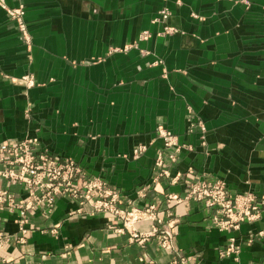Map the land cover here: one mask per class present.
Returning <instances> with one entry per match:
<instances>
[{"label": "crops", "instance_id": "obj_1", "mask_svg": "<svg viewBox=\"0 0 264 264\" xmlns=\"http://www.w3.org/2000/svg\"><path fill=\"white\" fill-rule=\"evenodd\" d=\"M4 1L25 6L31 42L0 5V146L36 139L41 151L74 159L135 207L156 205L174 237L170 250L156 235L141 243L116 217L65 196L50 215L31 214L24 243L16 238L19 214L0 212V232L10 237L0 264H264V240L250 242L264 229V212L221 231L203 204L167 202L184 197L172 178L190 169L225 180L232 194L264 197V0ZM163 10L168 21H155ZM193 115L206 123L207 148L190 131ZM160 125L195 150L153 183ZM139 146L147 151L134 158ZM155 225L135 228L147 234ZM232 239L241 252L223 258Z\"/></svg>", "mask_w": 264, "mask_h": 264}, {"label": "built area", "instance_id": "obj_2", "mask_svg": "<svg viewBox=\"0 0 264 264\" xmlns=\"http://www.w3.org/2000/svg\"><path fill=\"white\" fill-rule=\"evenodd\" d=\"M0 5L7 11L8 17L16 23L22 39L30 43L31 37L25 23V6L9 8L4 0H0ZM169 16V11L163 10L155 21L166 23ZM172 32V28L165 27L163 34ZM148 36L144 33L142 38L147 39ZM22 82L27 86L34 85L31 77H24ZM157 131L163 147L155 158L153 183L162 178L172 177L170 168L179 161L182 152L195 150L192 145H181L178 137L163 125H160ZM190 131H197L201 146L208 147V129L204 121L193 115ZM146 151V146H139L134 150L133 157L138 158ZM172 182L174 184L182 182L186 188L185 195L182 197L171 194L167 197V202L181 204L195 201L203 204L212 212L214 227L221 231L236 230L243 223H255L262 218L264 197L250 191L232 194L223 179L211 178L207 175L201 177L190 169L185 175L178 173L172 178ZM16 188L24 194L21 201H17L14 192ZM146 189L148 187L139 192L140 196H145ZM65 196L78 201L83 206L88 205L92 214H108L116 217L123 225L120 231H129L134 240L141 238V243H144L150 236L156 235L162 249H172L173 231L163 226L164 221L156 205L135 207L131 199L111 188L103 178L89 175L74 159L64 157L61 160L47 151H41L36 139L6 142L0 146V212L9 211L19 214V232L16 238L20 243L26 241L31 214L41 211L45 216L50 215L58 200ZM83 210L81 208L72 212L71 216L84 213ZM145 221H152L156 225L153 231L139 234L135 226ZM255 238L264 240V229L252 236L250 242ZM9 239L10 237L0 232V247ZM240 252V246L232 239L221 251V256L223 258L233 256L237 259ZM174 264L179 263L175 261Z\"/></svg>", "mask_w": 264, "mask_h": 264}]
</instances>
